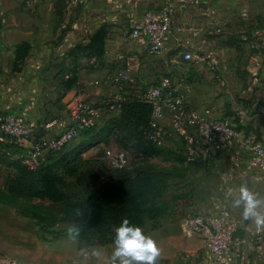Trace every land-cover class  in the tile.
<instances>
[{"label":"crops","instance_id":"obj_1","mask_svg":"<svg viewBox=\"0 0 264 264\" xmlns=\"http://www.w3.org/2000/svg\"><path fill=\"white\" fill-rule=\"evenodd\" d=\"M160 1L0 0V114L12 112L52 127L74 108L75 95L93 103L138 99L165 68V73L184 78L181 93L192 107L214 109L234 120L247 137L264 144V0H213L209 16L200 10L179 12L161 56L164 62L144 59L131 72L130 83L118 81L128 68V56L142 55L146 49L129 33ZM200 51L214 52L215 72L195 63L171 64L175 56ZM10 58L18 66L13 65V71H18L19 81L8 85ZM72 73L77 74V85L65 90ZM120 113L118 109L115 117ZM112 117L105 119L107 123L114 122ZM118 121L115 118V130ZM235 151L249 158L244 148ZM200 167L211 177L198 183L190 206L182 214L167 216L159 229L148 233L160 249L156 264H264V234L258 237L263 228L244 216L243 202L235 203L245 186L258 194L264 213V171L247 162L234 165L226 157ZM225 207L241 229L230 250L215 258L203 238L187 229L185 220ZM114 247L81 248L68 232L40 239L32 220L0 207V264L7 256L21 264H112Z\"/></svg>","mask_w":264,"mask_h":264},{"label":"built area","instance_id":"obj_2","mask_svg":"<svg viewBox=\"0 0 264 264\" xmlns=\"http://www.w3.org/2000/svg\"><path fill=\"white\" fill-rule=\"evenodd\" d=\"M149 1L156 3L158 0ZM212 1L161 0L156 9L144 13L129 37L133 41L144 42L145 52L128 56V68L118 75V81L130 83L131 72L138 70L144 59L155 60L162 56L179 12L200 10L209 16L213 12ZM2 27L0 18V33ZM183 63L205 65L213 72L217 70L212 51L188 52L171 60L174 66ZM183 82L184 78H176L175 73L169 71L147 86L141 95L142 100L153 108L146 139L156 147L164 148L170 138H179L186 162L190 165L226 157L234 165L247 162L251 167L264 171V144L247 137L234 120L214 109L192 107L181 93ZM122 101L120 98L93 103L79 94L75 95V106L70 109L73 123L56 138L34 143L21 157L22 163L29 170H37L43 164L47 151L64 149L81 138L85 131L97 129L106 116L117 112ZM36 136V126L22 116L12 112L0 114V137H8L11 143L24 147ZM238 146L247 151L249 158H243L235 151ZM131 164L132 157L126 151H118L112 162L113 169L119 172L128 169ZM185 221L187 229L203 238L207 252L215 258L224 256L230 250L241 229V223L227 207L208 214H192ZM263 234L264 228L258 237ZM3 264L21 263L7 256Z\"/></svg>","mask_w":264,"mask_h":264},{"label":"trees","instance_id":"obj_3","mask_svg":"<svg viewBox=\"0 0 264 264\" xmlns=\"http://www.w3.org/2000/svg\"><path fill=\"white\" fill-rule=\"evenodd\" d=\"M77 82V74L72 73L64 82L65 90L72 89ZM141 97H124V101L119 105V123L126 129L124 133L127 142L144 140L153 145L145 136L153 108ZM95 130L85 131L82 137ZM9 143L11 140L8 137H0V163L4 165L7 164L5 158L11 155L8 151ZM182 156L185 159L183 151L180 157ZM137 158L141 157L137 155ZM181 158L179 162L183 163ZM200 163L193 165L200 166ZM15 166L21 172V181L14 186L12 192L16 197L49 200L55 204L67 202L68 192L99 182L101 172H106L105 168L93 166L90 160L81 156L70 161L61 172L47 164H42L37 170H29L21 160L16 161ZM115 173L108 175V181L98 191L83 196L73 205L72 211H76L73 225L80 228V236L76 241L81 248L114 244L115 229L125 219L140 226L146 234L155 231L161 227L162 221L171 215L175 204L185 198L179 195L169 196L168 192L169 182L182 176L179 168L134 163L128 169Z\"/></svg>","mask_w":264,"mask_h":264},{"label":"rangeland","instance_id":"obj_4","mask_svg":"<svg viewBox=\"0 0 264 264\" xmlns=\"http://www.w3.org/2000/svg\"><path fill=\"white\" fill-rule=\"evenodd\" d=\"M154 61V63L160 61L164 62L163 57L157 58ZM13 65L15 69L18 67L12 64L10 58L7 66L9 72L6 73L8 85L13 82L17 84L19 81L18 71H13ZM166 70L167 69L164 68L158 75H164ZM65 116V119L57 120L55 125L49 129L45 124L47 122H31L37 128L36 139L31 141V145L28 147H20L19 145L9 143L10 149L8 151L11 155L5 158L7 164L4 165L0 163V207L20 219L32 220L33 223L39 227L40 239H54L64 232H68V229L73 226V221L75 219L74 213L76 211L74 210L75 212H73L72 208L77 200L85 195L98 191L99 188L108 181V175L116 174L112 162L118 151L128 152L132 157V164L137 163L154 165L157 167L179 168V172L182 176H178L169 182L168 192L170 194L169 196L179 195L185 196V198L182 202L175 204L171 215L182 214L183 211L190 206L192 198L197 191L198 183L203 180V178L211 177L210 174L207 175L206 172H203L200 166L190 165L185 161L183 156L182 158L180 157L182 154V145L179 138H170L166 142L164 148H157L146 143L144 140L134 143L127 142L124 133L126 129L119 121V127L115 130V118L119 120V116L117 115L115 117V113H113L112 118L114 119L112 120H114V122L111 124L110 122L107 123L105 119L109 117L106 116L104 118L106 122L100 124L99 128L93 133L79 138L64 149L47 151L43 162V164L50 165L55 170L61 172L70 161L81 156L86 160H90L93 166L98 165L105 168L106 172H101L99 182H93V184L89 186H80L76 190L68 192L69 199L65 203L55 204L49 200L41 201L16 197L12 193L13 188L21 181V172L15 166L16 161L21 160L23 154H25L34 143H37V141L52 140L60 133H63L73 123L69 110L65 111ZM108 124L110 126H108ZM41 125H43V127H41ZM44 132L47 134L45 133L42 135ZM85 143H87V147H83ZM137 155L141 158L138 159ZM179 158L184 160V162L180 163Z\"/></svg>","mask_w":264,"mask_h":264},{"label":"clouds","instance_id":"obj_5","mask_svg":"<svg viewBox=\"0 0 264 264\" xmlns=\"http://www.w3.org/2000/svg\"><path fill=\"white\" fill-rule=\"evenodd\" d=\"M240 197L235 201L239 206L244 204V216L253 219L258 227L264 228V213L259 210L262 201L257 198L258 194L241 186ZM68 236L76 240L80 236V228L73 225L68 229ZM114 250L112 254V264H156L160 254L157 241L144 232V230L128 219L115 229ZM94 255H100L95 251Z\"/></svg>","mask_w":264,"mask_h":264}]
</instances>
